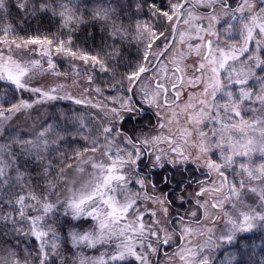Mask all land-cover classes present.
<instances>
[{
    "label": "snow or ice",
    "instance_id": "snow-or-ice-1",
    "mask_svg": "<svg viewBox=\"0 0 264 264\" xmlns=\"http://www.w3.org/2000/svg\"><path fill=\"white\" fill-rule=\"evenodd\" d=\"M166 3L167 10L155 0L138 5L141 11L146 6L157 22L162 19L164 27L135 23L134 38H143L145 46L139 60L129 62L116 81L121 87L115 92L123 95L107 97L109 107L67 93L57 96L56 89L44 91L30 81L45 64L55 70L56 55L82 61L85 71L78 74L86 75L89 84L96 72L121 75L123 57L116 44L128 30L116 24V8L99 2L91 13L95 22L111 23V51L101 55L73 44L72 34L83 22L76 0H16L24 12L58 13L67 35L18 37L9 27L0 29V87L14 95L30 92L38 97L35 103L68 99L98 108L107 123L94 128L91 120L69 112L55 117L64 121L62 125L44 123L21 136L6 133L5 127L15 114L32 109L33 102L18 98L9 107L0 105V137H5L0 142V228L31 242L22 249H6L0 264H66L63 251H72L78 264H158L152 257L170 244L171 264H214L216 249L234 242L238 248L249 241L240 234L264 232V0ZM9 7L7 0H0V15ZM198 8L210 11L201 14ZM218 11L228 17L223 38L216 29L221 21ZM179 45L195 53L198 59L192 65L183 63L185 52ZM18 50L45 59L16 55ZM186 86L199 92L179 105ZM91 90L103 95L98 86ZM145 121L149 131L155 129L154 135L146 134L144 127L139 135L125 130L129 123ZM77 138L86 143L74 153L76 175L69 177L65 169L72 164H54L52 157L62 152L60 141ZM56 164L62 166L56 170ZM157 171L167 191L153 179ZM193 179L198 186L196 210L187 217L178 212L169 216V194L183 207L188 202L184 186L190 187ZM250 194L254 204L248 202ZM200 209L213 226L224 218L225 229L218 234L204 225ZM209 209L217 215L210 216ZM89 250L96 254L88 255Z\"/></svg>",
    "mask_w": 264,
    "mask_h": 264
},
{
    "label": "trees",
    "instance_id": "trees-1",
    "mask_svg": "<svg viewBox=\"0 0 264 264\" xmlns=\"http://www.w3.org/2000/svg\"><path fill=\"white\" fill-rule=\"evenodd\" d=\"M7 2L10 7L7 13L0 15V29L9 27L18 37H49L52 39H63L66 37L67 31L63 28L58 13L53 15L51 11H41L33 14L31 11L24 12L18 9L16 7V0H7ZM27 2L29 4H38L41 0H27ZM47 2L58 4L61 0H47ZM99 2L104 3L105 6L111 4L116 8V24L128 30L125 34V39L116 44L119 56L123 57V60L119 64L121 75L104 73L100 77L102 78V86H121V84H117L116 81L122 79L123 71L128 67L129 62H136L139 60L140 52L145 46L143 38H134L136 37L135 23L144 21L159 29L164 27L163 20L161 19L157 22L156 18L150 17L146 6L142 11L138 9V5L145 4V2L151 4L152 0H76L82 14L83 22L77 25L76 31L72 34L73 44L85 48V50L89 52L103 55L105 51H111L109 45L113 43V40L108 35L111 31V23L103 25L92 19L91 13ZM155 3L158 7L167 10L166 0H155ZM170 29L171 25H168L167 30H165L166 36L170 34ZM162 39L163 37H161L160 40ZM160 40L153 43V49L157 48V43H159ZM85 41H87L86 45ZM112 77H115V80H113ZM26 96L31 97V94L28 93ZM18 98H21L20 93L14 95L7 87H0V105L9 107L15 103ZM81 110L82 109L79 107L70 106L65 103H56L51 108V123L62 125L64 121H57L55 117L64 116L69 112L73 115L82 114L83 112ZM146 123L148 122L146 121ZM132 126H135V124L129 123L125 130L127 131ZM143 126H146V124ZM81 141L82 138H77L71 142L68 140L60 141L62 152L52 157L53 163L55 164L57 160H62L64 164H67V160H69V158L73 159L74 153L77 151L74 146L78 144L81 146ZM74 161L76 160L74 159ZM61 166L60 164H56V170ZM52 175H55V171ZM183 207L186 208V205L184 204ZM245 236L249 238L250 242L242 241L238 248L235 246L234 242V244L214 253V264H263V261H261V263L254 262L253 258L251 259L252 255L247 256L243 248L251 245L256 248L258 245L261 254V248L264 245V232L254 230L253 234ZM253 240H256V245L252 242ZM27 242L28 240L23 236H13L11 234V229L0 228V254H3L6 249L11 250L14 246H19V248L22 249ZM29 243L31 242H28V244ZM71 254L72 251H63V259L66 261V264L69 263ZM20 255H23V253L20 252Z\"/></svg>",
    "mask_w": 264,
    "mask_h": 264
},
{
    "label": "rangeland",
    "instance_id": "rangeland-1",
    "mask_svg": "<svg viewBox=\"0 0 264 264\" xmlns=\"http://www.w3.org/2000/svg\"><path fill=\"white\" fill-rule=\"evenodd\" d=\"M230 4H234L235 0H229ZM197 11L201 14H204L210 9L206 8H198ZM218 15L221 16V21L219 24L216 25V29L222 34V38L225 35L224 33V28L226 27L228 17L224 16L222 12L218 11ZM182 30V29H178ZM208 37H206L207 39ZM164 39V38H163ZM160 40L158 45L161 44L163 41ZM191 43L195 44L196 41L192 40L190 41ZM30 47H37V46H30ZM181 51L185 52V58L183 60V63L185 65H192L198 58L196 57L195 53L188 54L187 48L185 45H179L178 46ZM157 50V48L153 49V51ZM170 52L172 49L169 50ZM16 55H22L28 59H45L41 58L38 54H30L28 52H21L20 50L17 51ZM167 55V54H166ZM163 61V57L161 58ZM53 62L57 65L55 70L49 69L47 65H44V71L39 72L36 74V76L30 81V85L32 87H39L43 89L44 91H51L52 89H56L54 95L57 96H63L66 93L73 96L74 98H80V99H87L92 101L93 103H100L106 106L111 107L112 102L110 99H107V97H110L112 95H123V92L117 93L115 92V89L121 86H102V78H100L104 73L96 72L93 74V83L89 84L87 76L86 75H79V72H84L85 71V66L82 61L79 60H73L70 57L67 56H53ZM191 71L188 72V75L191 76ZM250 83H253L250 81ZM100 87L102 90L103 95L96 93L93 89L94 87ZM85 89H90L89 91H85ZM199 92V88L197 87H190L186 86L184 87L182 94L178 100L179 105H183L185 102L188 101L190 95L192 93H197ZM31 94V97H27L26 94ZM21 98L30 100V102H33L34 106L32 109L27 110L26 112H21L15 114L12 119L8 122V124L5 127V132L7 133L9 130L15 132L17 135H31L36 128L40 127L44 123H51L50 116H51V108L56 104V103H65L67 105H72L75 107H79L82 110V115L85 119L86 122L91 120L93 127H99L100 124H106L107 120L103 118V112L98 109V108H92L90 106L86 105H77L73 103L71 100L68 99H56L53 101H46L44 103H35V101L38 99L37 96H34L30 92H22L20 93ZM73 109V108H72ZM76 115V114H75ZM152 121L155 122V117H151ZM148 122V121H147ZM144 124L147 125L146 121ZM129 125V124H128ZM141 127H144V132L148 135H154L155 134V129L149 131L146 126L135 124V126L130 127L127 131L129 134H131L133 131H136L137 135L140 134L139 129ZM135 128V129H134ZM5 137H0V142H3ZM82 145L86 143L85 140L82 139L81 141ZM82 145L80 146L75 145L76 149L80 150ZM88 155H92L91 153H88ZM78 161H74V159L69 158L67 160V164H72L71 168H66L65 169V175L69 177L75 176L74 169L77 166ZM87 167V166H85ZM188 167H192L189 165ZM165 172L170 171V169H165ZM187 175H191V173H188ZM197 176H199V173H196ZM203 178V177H201ZM153 179L157 184H159L160 189L163 191H167V185L160 184V172L157 171ZM186 188V195H185V200L188 201L184 203L186 205L185 207H179L180 206V201L176 199L175 195L169 194V199L173 201V206L169 208V216H174L177 212L180 215L188 216V213L190 211H195L196 210V204H195V192L197 190V184L195 183V179H193V182L191 186L189 187L187 184L184 186ZM149 191H151L149 189ZM179 192H177V195ZM249 203H255V198L249 195L247 198ZM148 207H154L151 202H146ZM158 208V206H155ZM204 209H200L198 212V216H200V219L202 220L203 224L206 225L207 227H214L215 231L219 234L221 231L225 229V220L224 218H220L216 220L215 225L213 226L208 219H205L203 216L200 215ZM209 215L210 216H215L217 215L215 210L209 209ZM157 215L159 216L160 213L157 211ZM254 232V231H253ZM252 233H245L241 235H250ZM256 240H253L252 242L256 245L255 243ZM264 241V240H263ZM30 242V241H28ZM27 242V244H28ZM251 242V243H252ZM176 243H181V241H176ZM263 244V243H262ZM229 245L232 244H224L222 247L218 248L215 250L214 253L218 252L220 249H223ZM174 249V244H170L169 246L165 247L161 253L157 256L152 257L153 261H156L158 259V264H171L169 261V256L172 254V251ZM244 252H246V255H252L251 259L253 258L254 262L256 263H261L263 261L264 264V245L261 248V254L258 245L256 248L251 246H247L243 248ZM255 251V252H253ZM213 253V254H214ZM88 255H95L96 253L89 250L87 252ZM158 257V258H157ZM68 264H78L77 258L73 256V254L70 255V260Z\"/></svg>",
    "mask_w": 264,
    "mask_h": 264
},
{
    "label": "water",
    "instance_id": "water-1",
    "mask_svg": "<svg viewBox=\"0 0 264 264\" xmlns=\"http://www.w3.org/2000/svg\"><path fill=\"white\" fill-rule=\"evenodd\" d=\"M158 258V257H157ZM158 261V259H156V262Z\"/></svg>",
    "mask_w": 264,
    "mask_h": 264
},
{
    "label": "flooded vegetation",
    "instance_id": "flooded-vegetation-1",
    "mask_svg": "<svg viewBox=\"0 0 264 264\" xmlns=\"http://www.w3.org/2000/svg\"><path fill=\"white\" fill-rule=\"evenodd\" d=\"M193 182V181H192ZM192 184V183H191ZM186 185V184H185Z\"/></svg>",
    "mask_w": 264,
    "mask_h": 264
}]
</instances>
